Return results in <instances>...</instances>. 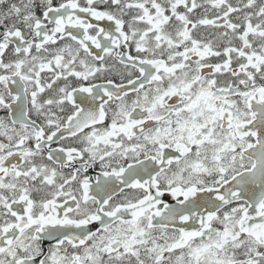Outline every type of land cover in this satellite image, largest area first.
Wrapping results in <instances>:
<instances>
[{"label": "snow or ice", "instance_id": "obj_1", "mask_svg": "<svg viewBox=\"0 0 264 264\" xmlns=\"http://www.w3.org/2000/svg\"><path fill=\"white\" fill-rule=\"evenodd\" d=\"M0 264H264V0H0Z\"/></svg>", "mask_w": 264, "mask_h": 264}]
</instances>
